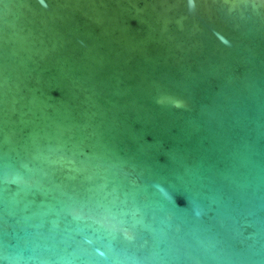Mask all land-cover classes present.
<instances>
[{"label": "water", "instance_id": "1", "mask_svg": "<svg viewBox=\"0 0 264 264\" xmlns=\"http://www.w3.org/2000/svg\"><path fill=\"white\" fill-rule=\"evenodd\" d=\"M0 264H264V0H0Z\"/></svg>", "mask_w": 264, "mask_h": 264}]
</instances>
